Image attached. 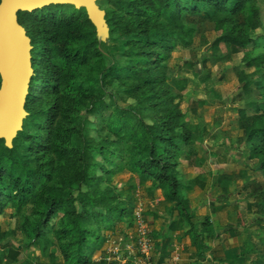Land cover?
Instances as JSON below:
<instances>
[{
	"label": "trees",
	"instance_id": "16d2710c",
	"mask_svg": "<svg viewBox=\"0 0 264 264\" xmlns=\"http://www.w3.org/2000/svg\"><path fill=\"white\" fill-rule=\"evenodd\" d=\"M100 2L106 5L109 39L124 49L119 53L124 62L105 67L100 85L83 73L93 59L100 64L108 57L100 50L102 43L84 9L50 5L18 14V22L31 40L34 73L22 130L11 148L0 140V214L7 206L16 212L26 206L30 219L24 230L26 242L19 246L5 242L1 248H12L8 252L12 260L21 248L31 247L46 257L48 264H95L94 240L121 219L128 228L133 227L135 203L131 192L142 187L146 192L160 190L171 204L157 263H163L173 233L184 226L189 227L186 233L196 246L191 258L205 261L210 247L204 238H224L208 228L207 217L204 221L197 219L184 197L192 186L204 187V183L194 179L185 184L178 177L179 154L195 142V136L180 109V92L186 88V79L172 78L177 91L174 94L166 63L178 45L192 44L195 29L186 19L194 17L214 23L219 33L212 43L214 49L223 45L230 54L242 52L237 79L242 92L247 97L256 93L257 99L249 105L251 113L245 107L238 108V123L247 158L257 162L264 176L261 8L257 0ZM256 29L263 34L252 39ZM113 82L124 87L125 94L136 100L135 105L123 108L112 99L104 101V85ZM45 99L54 100V106L37 110ZM190 110L195 112L194 107ZM82 111L85 130L80 125L78 132H64L62 119ZM87 117L93 118L92 125L103 132L102 136L89 134ZM57 118L60 120L55 123ZM187 155L188 167L202 164L192 161V153ZM124 171L136 180L125 189L113 183V177ZM251 194L261 198L253 208L264 232V191L256 188ZM228 231L232 236V228ZM4 258L0 256V264ZM123 264L133 263L128 260Z\"/></svg>",
	"mask_w": 264,
	"mask_h": 264
},
{
	"label": "rangeland",
	"instance_id": "374dc122",
	"mask_svg": "<svg viewBox=\"0 0 264 264\" xmlns=\"http://www.w3.org/2000/svg\"><path fill=\"white\" fill-rule=\"evenodd\" d=\"M257 4L261 8L264 25V0H257ZM98 5L103 10L106 7L104 2H98ZM186 21L195 29L192 44L178 45L166 63L168 83L174 94L177 91L172 78L186 79V88L180 92V109L184 113L185 124L192 129L195 136V142L184 147L179 154L178 177L185 184L194 179L203 181L204 187L194 185L190 191L184 192V197L190 201L191 209L197 219L204 221L207 217L208 228L213 233L222 234L224 239L204 238V243L210 247L206 254L208 258L202 262L196 261L195 258H191L196 252V246L186 233L189 227L184 226L183 230L173 233L170 251L165 254L162 264H173L172 257L175 256L178 257L176 264H264V232L260 225L256 224L255 208H253L261 198L259 195L251 194L252 186L247 181L252 177L254 182L264 184V179L261 178L257 164L242 165L243 150L248 151V149L243 142L237 113L239 107H245L244 109L251 113L249 105L257 99V94L253 93L247 97L238 82L242 52L230 54L223 45H219L217 49L212 47L213 41L219 34L215 30L214 23L201 17ZM262 34L261 29H256L252 33V39ZM99 48L108 55L107 59L100 64L93 59L83 70V73L90 75L98 85L103 81L101 76L105 67H109L112 63L124 62L119 54L124 51L123 47L111 41L109 36ZM108 70L106 69L105 73ZM104 90L106 103L112 99L117 106L123 108L136 103L134 98L125 94L124 87L118 82L104 85ZM54 104V100L45 99L37 110H47ZM192 107L195 108L194 113L190 110ZM84 118L82 111L74 113L72 118L62 119L64 132H78L80 125L85 130ZM59 120L60 118H57L55 123ZM87 120L86 127L89 134L94 137L102 136L103 132L92 125L93 118L87 117ZM189 152L194 155L192 161H202L199 167L187 166ZM244 176L247 183L244 181ZM135 182L133 175L127 171L113 177L114 185L123 189ZM131 194L135 202L134 218L139 215L140 219H144L151 231L153 243L156 244L155 251H159L158 245L169 222L168 209L171 204L164 200L160 190L146 192L144 188L137 187ZM29 215L30 209L26 206L20 212L7 206L0 214V256L5 257L1 264L49 263L46 257L40 256L39 251L31 247L21 248L15 260L8 256L12 248H1L5 242L17 246L26 242L24 230L30 219ZM132 228H128L127 223L121 219L112 230L105 231L100 239H95V247H97L93 256L95 264H99L100 260L105 261V264H120L113 259L114 252L118 248V255L122 253L125 256L126 249L134 246ZM231 228L232 236L228 231ZM238 250L240 255L242 252L249 251V253H246V256L241 255L243 259H234L233 256H239ZM158 258L159 252L152 256V263L158 264Z\"/></svg>",
	"mask_w": 264,
	"mask_h": 264
},
{
	"label": "water",
	"instance_id": "95a60500",
	"mask_svg": "<svg viewBox=\"0 0 264 264\" xmlns=\"http://www.w3.org/2000/svg\"><path fill=\"white\" fill-rule=\"evenodd\" d=\"M101 0H0V140L6 148L22 130L27 117L25 101L33 76L31 40L18 22L20 12H32L50 5L84 9L95 28L99 43L109 36Z\"/></svg>",
	"mask_w": 264,
	"mask_h": 264
},
{
	"label": "built area",
	"instance_id": "2783aa9c",
	"mask_svg": "<svg viewBox=\"0 0 264 264\" xmlns=\"http://www.w3.org/2000/svg\"><path fill=\"white\" fill-rule=\"evenodd\" d=\"M134 225L132 228V239L134 246H131L127 250V255H118L119 249H115V256L113 259L123 264L124 262L131 260L133 264H153L152 256L156 253L155 244L151 237V231L144 219H140L139 215L134 218ZM123 250V248H122ZM109 259V258H107ZM178 257H172L173 264H176Z\"/></svg>",
	"mask_w": 264,
	"mask_h": 264
},
{
	"label": "crops",
	"instance_id": "0c3cea01",
	"mask_svg": "<svg viewBox=\"0 0 264 264\" xmlns=\"http://www.w3.org/2000/svg\"><path fill=\"white\" fill-rule=\"evenodd\" d=\"M244 151V153H243V157L244 158H242L243 159V162H242V165L243 166H246L247 164H257V162L255 161V160H248V151H245V150H243ZM194 169V168H193ZM261 175H262V173H261ZM263 177V179H264V176L262 175L261 176V178ZM253 178L252 177H250V179H248L247 181H249L250 183H249V185H251L252 186V190H255L256 188H260V189H262L263 191H264V184H262V183H259V182H254L253 180H252ZM234 180V179H233ZM250 180H252V181H250ZM199 181H202V180H200L199 179ZM231 181V180H230ZM230 181L228 182V183H230ZM244 181H246L245 180V176H244ZM247 181H246V183H247ZM203 182V181H202ZM192 187H194V186H192ZM135 203V202H134ZM247 208H248V206H247ZM249 209V208H248ZM255 215H256V218H257V214L255 213ZM256 221V220H255ZM256 224H257V222H256ZM258 225V224H257ZM246 253H249V251H247ZM246 253L245 252H242V256H246ZM237 254L239 255V256H233V258L235 259H243L244 257H242L241 255H240V251L238 250L237 251ZM232 256V255H231ZM230 260V259H229ZM162 264V263H161Z\"/></svg>",
	"mask_w": 264,
	"mask_h": 264
}]
</instances>
